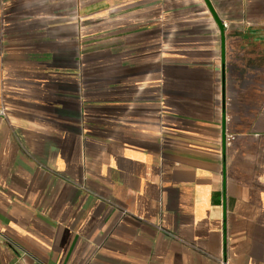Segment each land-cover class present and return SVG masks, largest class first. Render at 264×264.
<instances>
[{
    "label": "crops",
    "instance_id": "obj_1",
    "mask_svg": "<svg viewBox=\"0 0 264 264\" xmlns=\"http://www.w3.org/2000/svg\"><path fill=\"white\" fill-rule=\"evenodd\" d=\"M0 97V264H264V0H1Z\"/></svg>",
    "mask_w": 264,
    "mask_h": 264
},
{
    "label": "rangeland",
    "instance_id": "obj_2",
    "mask_svg": "<svg viewBox=\"0 0 264 264\" xmlns=\"http://www.w3.org/2000/svg\"><path fill=\"white\" fill-rule=\"evenodd\" d=\"M178 1H180V0H178ZM170 4H176V2H172V3H170ZM177 5V4H176ZM176 5H174V9L172 8L170 11H172L171 12V14H170V19H169V21H168V32H169V36H165V38H168V47H169V49H176V23H177V21H176V16H177V9H175L176 8ZM165 39H163V41H164ZM158 45H157V43H155L154 42V47H159V45L161 46V44H160V40H158Z\"/></svg>",
    "mask_w": 264,
    "mask_h": 264
},
{
    "label": "built area",
    "instance_id": "obj_3",
    "mask_svg": "<svg viewBox=\"0 0 264 264\" xmlns=\"http://www.w3.org/2000/svg\"><path fill=\"white\" fill-rule=\"evenodd\" d=\"M0 116H2V117L6 116V109H5V107H4L3 103H2L1 97H0Z\"/></svg>",
    "mask_w": 264,
    "mask_h": 264
}]
</instances>
